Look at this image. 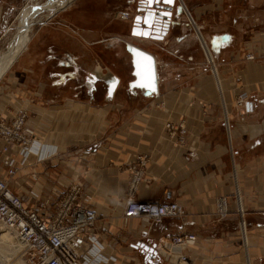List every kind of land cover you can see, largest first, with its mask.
<instances>
[{
  "label": "crops",
  "instance_id": "crops-1",
  "mask_svg": "<svg viewBox=\"0 0 264 264\" xmlns=\"http://www.w3.org/2000/svg\"><path fill=\"white\" fill-rule=\"evenodd\" d=\"M12 1L0 0V29L2 9ZM76 2L31 33L0 80V117L27 112V126L48 153L22 162L18 148L0 151V177L13 158L10 189L31 208L50 199L47 213L70 184L79 185V205L96 215L98 264H154L141 244L157 247L163 237L182 233L196 236L182 251L188 264H264V26L256 16L242 23L238 12L229 18L232 29H220V0H180L163 39L143 38L118 17L132 16L136 2L124 0L114 12L106 2ZM183 6L209 47L223 95ZM127 43L153 55L157 92L130 85ZM106 69L119 78L112 97L102 81L89 94V79ZM235 76L250 95L243 111L233 108ZM167 121L183 122L186 132L171 135ZM138 153L148 161L135 197L175 201L180 216L152 222L123 215L128 166ZM219 197L227 200L224 217L217 213ZM90 231L76 243L87 257Z\"/></svg>",
  "mask_w": 264,
  "mask_h": 264
},
{
  "label": "built area",
  "instance_id": "built-area-1",
  "mask_svg": "<svg viewBox=\"0 0 264 264\" xmlns=\"http://www.w3.org/2000/svg\"><path fill=\"white\" fill-rule=\"evenodd\" d=\"M120 17L128 18V13L125 12ZM252 57V54L247 55L248 59ZM248 98L247 93H238L235 100L237 106L244 109ZM27 119L28 113L25 111L9 119L0 117V138L3 141L0 151L7 152L16 147L22 157V162L30 154L39 153L40 150L45 156L47 153L45 149L40 148L31 133L27 126ZM166 128L171 135H174L176 130L179 134L186 132L183 122L174 124L169 121L166 123ZM147 161V154L138 153L128 166L130 179L123 215L142 217L152 222H160L165 217L180 216L182 207L175 201L135 197V191L143 177V168ZM14 162L13 158L8 160L9 168L5 176L0 177V223L3 228L13 231L21 240L30 264H98L101 262V247L94 237L96 215L92 208L79 205L80 186L71 184L55 203L52 213L45 212L50 206L47 198L39 201L37 208H31L9 187V180L17 171ZM227 212L226 198L219 197L217 200L218 215L224 217ZM86 228H91L89 232L91 244L87 249L91 257H87L83 251L76 248V243ZM195 239L196 236L192 233L163 237L157 244V254L153 258L154 264H159L161 259L173 264H188L187 257L182 251L187 249Z\"/></svg>",
  "mask_w": 264,
  "mask_h": 264
},
{
  "label": "water",
  "instance_id": "water-1",
  "mask_svg": "<svg viewBox=\"0 0 264 264\" xmlns=\"http://www.w3.org/2000/svg\"><path fill=\"white\" fill-rule=\"evenodd\" d=\"M28 4L27 1L24 6ZM177 6H181L180 0H171V3L165 0H136L134 14L130 20L131 33L143 38L163 39L170 28L172 13ZM126 46L132 56L135 75L130 85L143 88L147 94L157 92L156 63L153 55L133 44L127 43ZM96 81H102L106 85L107 96L111 98L119 83V78L109 69L98 73L88 81L89 94L95 90ZM250 105L248 101L246 108L249 109ZM141 246L150 253L149 261L152 262L157 254L156 246H144L143 244Z\"/></svg>",
  "mask_w": 264,
  "mask_h": 264
},
{
  "label": "rangeland",
  "instance_id": "rangeland-1",
  "mask_svg": "<svg viewBox=\"0 0 264 264\" xmlns=\"http://www.w3.org/2000/svg\"><path fill=\"white\" fill-rule=\"evenodd\" d=\"M27 1L29 2V4H39V5L46 4V5H48V3H50L52 0H30V1L29 0H22V1L15 0V1H12L10 3L7 2L10 5L6 4L4 6V8L2 9V13H1V20H2V26L3 27L0 29V33H1V36H0V55L2 53H4L5 51H7L8 48L10 47V45L14 42V40H15V38L17 36V32H18V30H17L18 28L17 27L19 26V23H20V19H19L20 17L18 16V14L22 13L23 9L25 8L24 4ZM95 1H99L101 4L106 2V6H111V10L114 12V11H116V8L120 7V4L124 0H95ZM68 2L60 3L58 5L53 6L52 10L54 9V12L53 13L50 12V15L55 14V13H60V14L67 13V11H69V7L70 6L73 7V5H75L77 3L76 0H70ZM135 2H136L135 0H129V3H131V4H133ZM68 4H69V7H68ZM64 7L66 9L62 10ZM248 9H250L249 11L253 15L252 17H248L249 16L248 13H250V12L245 13V11H248ZM94 10L97 11L96 9H94ZM238 12L240 13V17H241L240 20H241L242 23H244L246 25L251 24V23H253L252 19H254V17L256 16L258 18V24H257L258 27H263L264 26V0H220V29H223V28L224 29H232V26L234 24H233V22H231L229 20V18L232 15H234V14H236ZM39 13H38L39 15L37 14L35 16V18H38L40 15H42V17H43L42 19L44 20L43 23H45L46 19H47L46 18L47 17L46 13H48V11H42V12H39ZM123 13H125V12H122L121 14H123ZM121 14L118 15V17L120 19H125V20L129 19L128 21L131 20V16L130 15H129L128 18H121L120 17ZM243 14L246 15L245 18H244ZM50 15H49V17H50ZM224 15H226V17H227L226 19L223 18ZM187 17H188V15H187ZM43 23L34 24L31 27V29L29 31V34L31 35V33L33 31H35V29L38 28ZM195 31H196V29H195ZM230 32H231V30H230ZM200 43H201V41H200ZM201 46H202V44H201ZM202 49H203V47H202ZM203 51H204V49H203ZM205 54H206V52H205ZM249 54H251V53H247L246 54V59H248L247 55H249ZM213 67H214V65H212V67H210V70H212L211 72H213V75H214ZM231 81H233L234 84H235V92L233 91L234 94H235L234 95V99H233V108L236 111H243L246 108V106H245L244 109H242L240 106H237L236 101H235L236 97H237L238 93H240V92L247 93L249 97H250V95L245 89H243V87L238 86V84L241 81V78L239 76H237V77L235 76L234 78H232ZM223 86H224V83H223ZM217 89H218V87H217ZM221 95H223V93H221ZM248 100H249V98H248ZM14 115H12V116H14ZM12 116H10L9 118H11ZM9 118H7V119H9ZM226 121H227V119L225 120V122ZM165 124H166V122H165ZM60 197L52 204L53 208H54L55 203H57V201L60 199ZM48 200H49V203H50V199H48ZM50 205H51V203H50ZM240 226H241V224H240ZM15 237H16L15 234L9 233V232H7L5 230L0 229V238L1 239H5V240L7 239L8 241L13 242L15 240L14 239ZM11 247H9V249L13 250V247L12 248ZM7 258H9L10 260L12 259L14 261L21 260L24 264H30L28 254L24 251V248H21L19 250V252L16 253V255L13 258L12 257H7ZM0 259H2V258L0 257Z\"/></svg>",
  "mask_w": 264,
  "mask_h": 264
},
{
  "label": "bare ground",
  "instance_id": "bare-ground-1",
  "mask_svg": "<svg viewBox=\"0 0 264 264\" xmlns=\"http://www.w3.org/2000/svg\"><path fill=\"white\" fill-rule=\"evenodd\" d=\"M68 1H70V0H52L50 3H48V5H46V4H41V5H39V4H28L25 6L22 13L19 15L20 23H19V26L17 27L18 32H17V36H16L14 42L10 45V47L8 48L7 51H5L4 53H2L0 55V80L5 75V73L9 70V68L11 67V65L14 62L17 55L22 50L26 49L25 47L27 45V42L30 39L29 31H30L31 27L34 24L44 22V20L42 19L43 18L42 15H40L38 18H35V16L39 12L48 11V13H46V15H47L46 18H48L50 15V12H52V13L54 12V9L52 10L53 6L58 5L60 3L68 2ZM68 6H69V4H68ZM65 7L63 9H65ZM183 8H184L185 13L189 17V20L193 23V25L196 29L197 36L199 37L201 44H202V47H203L204 51L206 52L208 61L213 63V57L210 53L209 47H208L204 37L202 35V32L199 29V26H197L194 23L191 15L188 12V10L186 9V7L183 6ZM213 71H214V76H215V80H216V85H217V87L220 91V94H221V93H223V80H222L220 74H218V69H217V66L215 64L213 67ZM165 127H166V124H165ZM0 229L5 230L9 233L15 234L13 231L3 228L1 223H0ZM241 229L243 232V236L246 239V235H245L246 226H245V223L243 221L241 222ZM14 239L15 240L13 242H10L7 239L5 240V239L0 238V257L2 258V259H0V262H1L0 264H24L21 260L14 261L12 259L10 260L9 258H7V257L13 258L16 255V253H18L19 250L21 248H23V243L21 242V240L17 236ZM11 246L13 247V250L9 249V247H11ZM165 250H167V249L165 248Z\"/></svg>",
  "mask_w": 264,
  "mask_h": 264
},
{
  "label": "snow or ice",
  "instance_id": "snow-or-ice-1",
  "mask_svg": "<svg viewBox=\"0 0 264 264\" xmlns=\"http://www.w3.org/2000/svg\"><path fill=\"white\" fill-rule=\"evenodd\" d=\"M165 2L171 3V0H165Z\"/></svg>",
  "mask_w": 264,
  "mask_h": 264
}]
</instances>
